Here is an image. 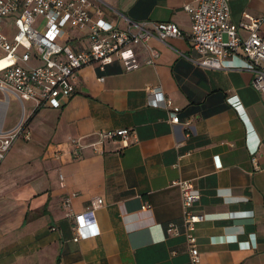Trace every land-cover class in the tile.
<instances>
[{"label":"crops","instance_id":"1","mask_svg":"<svg viewBox=\"0 0 264 264\" xmlns=\"http://www.w3.org/2000/svg\"><path fill=\"white\" fill-rule=\"evenodd\" d=\"M93 1L114 13L117 24L116 15L172 21L182 36L148 39L156 52L152 64L143 63L146 51L138 47L135 69L124 71L115 62L103 71L78 68L74 92L58 108L32 110L23 102L30 139L15 140L0 160V264H191L183 235L164 230L180 224L179 191L170 185L177 179L191 182L199 194L193 209L206 217L194 231L198 264H264V94L250 85L242 57H227L219 69L186 59L193 51L181 6L192 0ZM227 2L232 23L264 8V0ZM145 87L157 88L163 103L149 104ZM227 98H236L241 111ZM2 100L0 93L4 132L20 110L6 120ZM172 106L177 123L168 121ZM118 128L133 130L126 146L112 140L91 146L97 132ZM255 136L258 146L250 155ZM69 137L82 145L72 159ZM48 146H56L62 159L45 158ZM66 196L74 214L101 199L95 235L72 240V216L61 203ZM229 212L239 216L228 218Z\"/></svg>","mask_w":264,"mask_h":264},{"label":"built area","instance_id":"2","mask_svg":"<svg viewBox=\"0 0 264 264\" xmlns=\"http://www.w3.org/2000/svg\"><path fill=\"white\" fill-rule=\"evenodd\" d=\"M181 9L189 16L190 42L193 55L186 57L194 66L219 69L227 57L241 56L242 68L250 74V85L264 94V8L257 16L242 13L237 22L229 21L227 0H192L182 4ZM100 2L93 0H0V93L6 104L8 95L17 100L20 116L7 131L0 130V160L4 158L15 140L28 141L30 131L25 124L24 101H30L32 110L40 107L58 108L74 92V72L82 66H95L103 71L113 62L124 71L137 68L138 47L146 51L144 64H152L156 52L146 41L150 38L164 42L167 38L181 37L182 32L172 21L130 20L116 15L117 24ZM113 19V18H112ZM77 32L76 35L71 34ZM244 31L245 35H240ZM70 44H85L72 46ZM102 78H98L101 80ZM148 103L157 106L163 103L157 88L145 87ZM227 103L240 112L238 100L227 98ZM169 105V101L166 105ZM178 108L172 106L168 114L170 123L178 122ZM241 115V113H240ZM250 131V130H249ZM248 138V131L245 133ZM134 138L132 129L118 128L96 133V141L102 144L112 140L126 146ZM249 148L254 155L258 141ZM69 157L76 158L82 148L79 137L66 140ZM45 158L61 160L62 152L56 146H48L42 154ZM61 181L62 178L58 174ZM181 203L179 225L167 224L168 235L181 233L188 246L189 261L198 264L194 234L196 224L206 219L194 211L193 205L199 194L188 180H172ZM96 198L79 213H71L69 197H63L65 214L72 216V240L77 241L97 233L94 209L101 204ZM147 209V205L143 206ZM239 216L227 213L228 218Z\"/></svg>","mask_w":264,"mask_h":264},{"label":"rangeland","instance_id":"3","mask_svg":"<svg viewBox=\"0 0 264 264\" xmlns=\"http://www.w3.org/2000/svg\"><path fill=\"white\" fill-rule=\"evenodd\" d=\"M1 54V53H0ZM18 102L12 100V99H9L6 103V109H5V112H4V115L6 120L9 119V118H12L14 115L15 116H18L19 115V106L17 105ZM26 104V103H25ZM17 142V141H16ZM16 142H14L10 148V150L12 149V147L14 145H16ZM9 150V151H10ZM6 156V155H5Z\"/></svg>","mask_w":264,"mask_h":264},{"label":"clouds","instance_id":"4","mask_svg":"<svg viewBox=\"0 0 264 264\" xmlns=\"http://www.w3.org/2000/svg\"><path fill=\"white\" fill-rule=\"evenodd\" d=\"M242 116V115H241ZM241 118H244L243 116L241 117ZM244 124H246V120H244V122H243ZM255 138L257 139V137L255 136ZM257 141H258V139H257Z\"/></svg>","mask_w":264,"mask_h":264}]
</instances>
